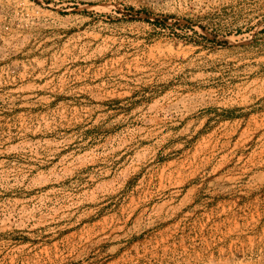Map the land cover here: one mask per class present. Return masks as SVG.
Here are the masks:
<instances>
[{
	"label": "rangeland",
	"instance_id": "374dc122",
	"mask_svg": "<svg viewBox=\"0 0 264 264\" xmlns=\"http://www.w3.org/2000/svg\"><path fill=\"white\" fill-rule=\"evenodd\" d=\"M0 264H264V0H0Z\"/></svg>",
	"mask_w": 264,
	"mask_h": 264
},
{
	"label": "bare ground",
	"instance_id": "6f19581e",
	"mask_svg": "<svg viewBox=\"0 0 264 264\" xmlns=\"http://www.w3.org/2000/svg\"><path fill=\"white\" fill-rule=\"evenodd\" d=\"M101 22V21H100ZM106 24V23H105ZM121 25V24H120ZM102 27V26H101ZM115 27V26H114ZM127 28V27H126ZM98 29V28H97ZM111 29V28H110ZM115 29V28H114ZM105 31V30H104ZM113 31V30H112ZM114 32V31H113ZM109 33V32H108ZM115 33V32H114ZM99 35V34H98ZM114 37V36H113ZM106 38V37H105ZM112 38V37H110ZM102 39V38H101ZM114 39V38H113ZM105 40V39H104ZM108 40V39H107Z\"/></svg>",
	"mask_w": 264,
	"mask_h": 264
}]
</instances>
